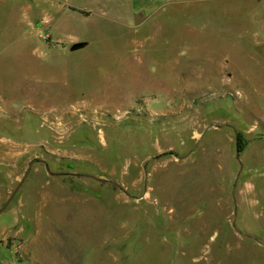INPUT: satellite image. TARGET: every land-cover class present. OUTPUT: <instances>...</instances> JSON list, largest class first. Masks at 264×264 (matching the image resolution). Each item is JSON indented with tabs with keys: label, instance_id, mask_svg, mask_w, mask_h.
I'll return each instance as SVG.
<instances>
[{
	"label": "rangeland",
	"instance_id": "rangeland-1",
	"mask_svg": "<svg viewBox=\"0 0 264 264\" xmlns=\"http://www.w3.org/2000/svg\"><path fill=\"white\" fill-rule=\"evenodd\" d=\"M159 11L0 0V264H264V0Z\"/></svg>",
	"mask_w": 264,
	"mask_h": 264
},
{
	"label": "crops",
	"instance_id": "crops-1",
	"mask_svg": "<svg viewBox=\"0 0 264 264\" xmlns=\"http://www.w3.org/2000/svg\"><path fill=\"white\" fill-rule=\"evenodd\" d=\"M197 1L209 2L214 0H126L129 10L134 16L140 14L143 15L144 13L147 14L146 18L150 17L148 12L153 14L158 13L160 12L159 10L161 7L165 6L167 3H189L190 7H192L193 2Z\"/></svg>",
	"mask_w": 264,
	"mask_h": 264
},
{
	"label": "water",
	"instance_id": "water-1",
	"mask_svg": "<svg viewBox=\"0 0 264 264\" xmlns=\"http://www.w3.org/2000/svg\"><path fill=\"white\" fill-rule=\"evenodd\" d=\"M77 46V44H76ZM38 162V160H33L31 161V163L28 166L27 171L25 172L24 176L21 178V180L19 181V183L17 184V186L15 187V189L13 190V192L11 193V195L9 196V198L6 200V202L3 204L2 207H0V214L5 211L7 209V207L9 206V204L11 203V201L14 199V197L16 196L17 192L19 191V189L22 187V185L24 184V182L26 181L28 175L30 174L31 170H32V166ZM47 170L49 172V168L47 167Z\"/></svg>",
	"mask_w": 264,
	"mask_h": 264
},
{
	"label": "trees",
	"instance_id": "trees-1",
	"mask_svg": "<svg viewBox=\"0 0 264 264\" xmlns=\"http://www.w3.org/2000/svg\"><path fill=\"white\" fill-rule=\"evenodd\" d=\"M80 12L83 15H85V16H88L89 15V12L86 11V10H80ZM244 147H245V143L242 142L241 137L238 135V137H237V149H238V151L241 152L244 149Z\"/></svg>",
	"mask_w": 264,
	"mask_h": 264
}]
</instances>
